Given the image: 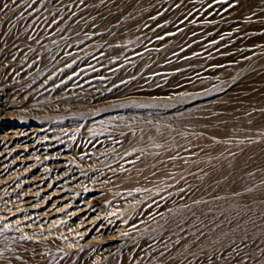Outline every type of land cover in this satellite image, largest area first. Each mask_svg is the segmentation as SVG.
<instances>
[{"label":"rangeland","instance_id":"1","mask_svg":"<svg viewBox=\"0 0 264 264\" xmlns=\"http://www.w3.org/2000/svg\"><path fill=\"white\" fill-rule=\"evenodd\" d=\"M243 1L0 0V87L8 85L6 90H11L18 76L15 73L27 70L25 66L30 61L42 70V55L36 57L32 49L35 41H51L52 37V41L56 42L52 46L55 50L49 49L55 70L61 62V66L72 64L68 65L72 77L86 65L93 66L89 70L94 69L98 73L102 70L112 72L110 80L102 81L105 85L100 87L103 94L101 91L93 94L87 89V95H91L87 97L84 92L79 102L69 104L74 110L92 112L83 116L84 124L82 122L81 125L91 122L92 133L106 132L99 137L101 141H97L98 144L103 142L108 146L113 142L111 134L116 131L119 134L118 125L122 122L113 119V115L119 113L159 108L165 114L178 112L182 119L216 117L221 113L219 107L224 101L233 98L249 100L252 90L243 85H254L256 76L264 73V8L260 10L256 7V13L247 15L243 12ZM5 4L7 7H4ZM27 11H30L31 18L16 27V18ZM38 19L43 23L39 24ZM133 19H137V26L131 23ZM42 26L48 29L43 30ZM125 30L132 34L134 31L133 39L119 41ZM59 46L61 50L57 49ZM111 46L115 47L114 54L108 53L107 49ZM83 48L89 54H85ZM91 49L92 52H89ZM61 51L63 54L74 53L65 56L61 55ZM94 58L101 65L95 60L91 62ZM38 60H41L40 63ZM256 61L255 69L253 64ZM12 77L14 79L9 81ZM86 78V82L92 81L91 76ZM37 80L25 86L32 84L30 87L36 88L37 83L42 81ZM25 86L21 87L23 91ZM257 88L254 85L250 89L264 92ZM13 92L6 114L0 116V259L8 256L10 251L23 255L25 259L29 253L38 258V252L43 251L47 253L46 260L53 264H109L108 256L89 257L80 253V249L98 240L105 229H109V224L104 223V214L96 217L107 206L104 192H95L89 197L85 193V189L91 186L88 175L84 176V172L79 171L74 173L64 167H49L53 161L48 155L51 148H45L43 141L52 122L48 123L37 113L43 111L44 105L41 106L38 100L23 98L24 92L16 89ZM129 99L131 101L126 102ZM35 109L37 111L32 113ZM51 111L57 112L45 110L42 113L47 116ZM61 123L58 120L55 125L64 129L65 124ZM69 130L61 135L70 133ZM181 132L187 137L186 146L196 141L191 127L183 128ZM51 139L57 145L61 144L55 137L51 136ZM115 140L118 147L108 146L106 151H110L105 156L110 159L115 155V163L136 157L141 151L133 148L126 151L122 136ZM196 145V150H200L197 157L203 147L198 143ZM252 173L258 174L259 169ZM195 206L203 232L204 221L208 223L207 230L213 231L228 227L233 218L243 214L250 217L246 227L252 225L251 229L229 234L223 245L202 250L198 264H264V197L210 193L202 195ZM102 224L106 225L103 229ZM99 234L100 237L95 236ZM78 241L80 243L76 244ZM50 242L59 243V248L51 250L54 246H49Z\"/></svg>","mask_w":264,"mask_h":264},{"label":"bare ground","instance_id":"2","mask_svg":"<svg viewBox=\"0 0 264 264\" xmlns=\"http://www.w3.org/2000/svg\"><path fill=\"white\" fill-rule=\"evenodd\" d=\"M243 2V12L247 15L256 13V7L260 10L264 8V0H244ZM29 13L30 11H27L26 14L21 13L20 17L16 18V24L14 23L16 27L31 18ZM43 19L41 20L43 21ZM30 20L32 21V19ZM27 23L26 26H28ZM41 23L39 20V24ZM131 23L134 26L138 25L137 19H133ZM35 25L38 23L35 22ZM45 26H42L43 30L48 27V24L47 27ZM38 27L36 26L37 29H39ZM30 36L33 35L30 34ZM133 36L134 31L132 34L125 30L118 40L133 39ZM32 38L35 39V36ZM52 39L51 37V41L49 39L40 40L38 43L35 41V47L32 49L33 55L38 57L39 54L42 55L44 60L42 70L38 65V69H36L35 63L32 65L31 58L25 66L27 70L21 69L15 73L18 76L14 81L16 83L12 87L10 85L11 90H6L8 85L0 87V116L2 113L6 114L10 96L15 89L24 92L22 97L29 101L38 100L37 102L41 106L44 105L41 110L57 111H51L52 113L47 116L42 113L43 111L36 109L31 111L32 113L37 111L39 116L41 115L48 123L52 122L49 129H46L49 131L43 141L46 144L45 148H51L48 155L53 158V161L49 163V167L51 169L64 167L65 170L69 169L74 173L84 172V176L88 175L89 184H91L89 188L85 189V193L91 197L95 192L103 191V197L107 200L105 211L98 213L96 217L104 214V223L109 224L107 225L109 229H105L102 237H100L101 234L95 235L100 238L80 249L83 256H108L110 257V263L109 260L107 261L109 264H198V256L202 250L223 245L228 235L237 230L244 231V229L252 228V225L249 228L246 227L249 225L250 217L243 214L241 217L233 218L228 227L213 231L207 230L208 223L204 221L203 232L199 227V217L196 214L195 205L202 195L210 193L228 192L255 198L264 197V92L250 89L256 85L257 89L264 91V73L262 76H256L254 85L251 83L243 85L252 90L249 92V100L233 98L224 101L219 107L221 113L216 117L203 119L186 117L182 119L178 112L165 114L159 108L113 115L114 120L122 123L118 125L119 134H117L118 131L111 134L113 142L108 146L117 148L118 141L115 138L122 136L126 151L132 148L141 150L136 157L131 156V159L124 160L119 164L113 162L117 158L115 155L110 159L105 157L110 151H106L109 149L107 144L97 143V141H101L98 140L99 137L106 132L103 130L98 134L92 133L91 122L86 121L85 126L83 125V116L92 112L88 113L86 109L74 110V107L69 106L70 103L79 102L81 94L86 93L87 89H90L92 93H99L102 90L100 87L105 86L102 81L110 80L112 72L102 70L98 73L93 71L94 69L89 70L93 66H82L83 61L81 69L77 67L79 70L73 77L70 76L72 71L68 67L70 63L61 66V62L59 64L56 62L58 66L55 70L49 49H53L52 46L56 43ZM61 45L63 46V44ZM57 49L61 50V47L59 46ZM107 50L108 53L116 51L113 46ZM210 51L212 52L211 49ZM89 52H92V49ZM61 53L64 55L66 52L63 54L61 51ZM72 53L74 52L72 51ZM84 53H88V50L84 49ZM26 55L28 56V54ZM35 56L34 59L37 57ZM105 57L107 58V56ZM102 58L104 59V57ZM60 59L62 60L61 57ZM93 60L96 62L97 59L94 58L91 62ZM38 61L40 63L41 60ZM96 63L100 64L101 62ZM257 63L256 61L253 64L255 69ZM95 66L98 65L95 64ZM52 69L53 72H51ZM72 70L75 72V68ZM47 73L49 74L46 75ZM87 75L92 77V81L86 82ZM13 79L12 77L9 81ZM37 79L42 81L37 83L36 88L30 87L33 84L31 81L36 80L35 82H37ZM29 82L32 84L26 87L25 84L27 85ZM23 86L26 87L24 91L21 89V87L24 88ZM129 101L131 99L126 102ZM75 104L71 105L76 106ZM25 107L27 108V106ZM26 108L24 113L27 112ZM7 114L10 113L7 112ZM55 118L57 120H54ZM58 120L62 122L60 125L65 124L64 129L55 125ZM186 127H191L196 136V141L188 146L184 144L187 137L181 132ZM68 129H70L68 131L70 133L61 135ZM51 136L61 144L54 143ZM68 137L71 138L67 140ZM196 143L203 147L200 156L197 157L196 154L198 155L200 150H196ZM255 169H259V173L256 175L252 173ZM85 171L87 172L85 173ZM104 227L106 225L102 224L101 229ZM80 241L82 240L80 239ZM80 241L76 244H79ZM46 245L48 247V243ZM49 246H54L51 250L56 251V248H59V243L50 242ZM28 255L29 257L25 259L22 257L23 255L20 256L15 251H10L8 256L0 259V264H53L46 260V252H38V258L32 253ZM33 260L34 262H32Z\"/></svg>","mask_w":264,"mask_h":264},{"label":"snow or ice","instance_id":"3","mask_svg":"<svg viewBox=\"0 0 264 264\" xmlns=\"http://www.w3.org/2000/svg\"><path fill=\"white\" fill-rule=\"evenodd\" d=\"M4 7H7V5L5 4Z\"/></svg>","mask_w":264,"mask_h":264}]
</instances>
